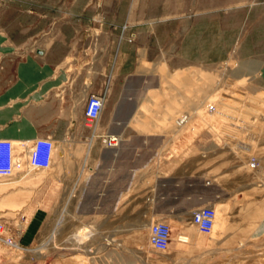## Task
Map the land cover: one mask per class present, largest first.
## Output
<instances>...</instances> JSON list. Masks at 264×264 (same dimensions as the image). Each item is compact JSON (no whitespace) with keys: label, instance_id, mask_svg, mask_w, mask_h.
<instances>
[{"label":"rangeland","instance_id":"obj_1","mask_svg":"<svg viewBox=\"0 0 264 264\" xmlns=\"http://www.w3.org/2000/svg\"><path fill=\"white\" fill-rule=\"evenodd\" d=\"M186 21L193 25L189 39ZM121 42L161 56L162 85L176 88L172 95L178 105L187 103L188 117L206 121L209 147L225 150L222 156L234 162L241 191L225 205L210 204L215 218L207 233L191 218L159 220L170 226L169 246L159 251L148 242V225L157 221L140 220L144 207H131L133 220L121 221L110 206L94 204L89 189L73 187L66 168L72 148L64 151L54 142L50 168L30 171L31 188L3 190L2 217L16 213L19 193L26 215L46 219L32 245H23L20 237V248L0 244V264H264V0H0L1 112L17 110L38 121L41 116L39 81L25 95L9 97L10 70L31 71L40 65V53L49 60L72 51L87 56ZM189 44L194 58L208 61L182 67ZM96 94L104 97V89ZM85 102L74 95L72 116H81ZM89 142L76 151L84 181ZM58 163L61 179L65 164L64 189L57 183ZM228 233L241 235L223 236Z\"/></svg>","mask_w":264,"mask_h":264},{"label":"crops","instance_id":"obj_2","mask_svg":"<svg viewBox=\"0 0 264 264\" xmlns=\"http://www.w3.org/2000/svg\"><path fill=\"white\" fill-rule=\"evenodd\" d=\"M183 28L185 38L189 39L192 23L186 21ZM191 45L180 57L182 67L192 66L197 59L204 63L209 59L194 58ZM39 56L40 65L36 64L31 71L21 66L8 72L14 80L9 82L7 95L23 96L39 81L40 119L18 116V111L12 109L5 116L0 110V138L13 141L16 151L17 143H31L40 137L50 138L58 145L62 143L64 151L71 152L72 148V162L66 168L73 174V187L78 191L89 189L94 204L110 206L112 215L116 214L121 221H132L131 207L140 206L144 207L142 221L173 222L191 218L197 209L216 200L225 205L241 191V174L234 162L228 161L227 154L222 156L225 150L210 149L206 121L188 117L187 103L178 105L172 95L171 89L176 88L162 85L159 54L121 42L112 50L88 51L87 56L73 51L55 60H49L43 53ZM128 57H134V61L130 62ZM166 69L170 75L169 63ZM102 88L103 116L100 115L96 129L99 134L93 135L84 127V109L80 117H74L70 104L74 95H80L84 102L90 93H101ZM100 134L118 136V145L106 147ZM97 140L99 143L93 144ZM88 141V173L84 181V168L76 151ZM219 157L221 161L217 160ZM65 172L63 164L61 179L58 163L57 183L63 189ZM29 174L30 170L25 168L12 177H0V206L6 190L31 188ZM16 196L17 208L12 210L16 213L11 219L0 214V220L13 230L19 228L21 243L29 246L35 242L46 215H26L23 195ZM78 200L74 204H80ZM4 210L0 209V213Z\"/></svg>","mask_w":264,"mask_h":264},{"label":"built area","instance_id":"obj_3","mask_svg":"<svg viewBox=\"0 0 264 264\" xmlns=\"http://www.w3.org/2000/svg\"><path fill=\"white\" fill-rule=\"evenodd\" d=\"M104 106V97L90 93L84 107V126L92 129L93 135L98 125ZM106 147H115L120 138L113 135H102ZM54 141L50 138H36L31 143L21 142V150L17 153L13 141L0 138V177H12L25 168L30 171L46 170L51 166ZM215 218V210L211 205L197 209L191 217L193 224L201 232L211 231ZM20 231L11 228L0 220V244L10 248H20ZM149 245L159 251H164L170 243V226L164 221L152 222L148 225Z\"/></svg>","mask_w":264,"mask_h":264},{"label":"bare ground","instance_id":"obj_4","mask_svg":"<svg viewBox=\"0 0 264 264\" xmlns=\"http://www.w3.org/2000/svg\"><path fill=\"white\" fill-rule=\"evenodd\" d=\"M112 135V134H111ZM86 232H88V231H86ZM102 249V248H101ZM97 250V249H96Z\"/></svg>","mask_w":264,"mask_h":264}]
</instances>
